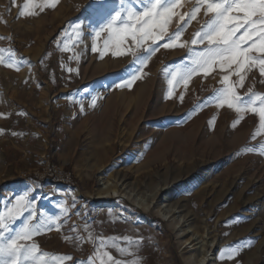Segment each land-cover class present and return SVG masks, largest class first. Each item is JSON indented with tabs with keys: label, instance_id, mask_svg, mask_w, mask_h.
<instances>
[{
	"label": "rangeland",
	"instance_id": "rangeland-1",
	"mask_svg": "<svg viewBox=\"0 0 264 264\" xmlns=\"http://www.w3.org/2000/svg\"><path fill=\"white\" fill-rule=\"evenodd\" d=\"M25 2L0 0V50L20 69L0 65V213L17 197L32 199L38 213L32 222L43 229L28 243L48 254L47 264L64 256L72 259L63 264H111L105 253L120 264H190L212 245L208 264H248L250 259L264 264V135L252 138L258 117L245 113L236 124L234 111L211 102L228 74L218 66L207 77L193 76L187 87L179 75L172 78L188 65L189 48L207 46H193L191 40L210 17L202 11L180 37L185 47H160L141 68L132 54L114 56L115 48L103 58L92 51L94 45L103 50L105 36L95 33L119 10V0H59L55 8L20 16ZM195 3L188 0L182 12ZM129 6L140 10L138 4ZM177 28L173 19L165 38ZM150 45L134 47L135 55H147ZM138 69L141 78L131 88L118 87ZM249 89L264 94L257 68L238 91L246 97ZM159 98L171 102L165 110L172 115L170 130L180 133L147 145L158 120L149 112L143 116L141 109L152 108ZM16 107L31 127L24 122L23 130L35 134L28 143L8 135L10 123L3 125ZM136 108L140 115L126 125L121 113L130 115ZM132 133L135 141L142 140L138 146L125 143ZM10 153L22 155L21 162L8 166ZM48 161L71 173L78 188L50 180L35 185L32 179ZM123 163L134 171L141 168L131 172L128 186L113 179ZM109 178L107 185H117L118 195L98 198ZM162 210L171 218L164 219ZM22 220L13 227L18 230ZM229 246L238 250L233 259L224 256Z\"/></svg>",
	"mask_w": 264,
	"mask_h": 264
},
{
	"label": "snow or ice",
	"instance_id": "snow-or-ice-1",
	"mask_svg": "<svg viewBox=\"0 0 264 264\" xmlns=\"http://www.w3.org/2000/svg\"><path fill=\"white\" fill-rule=\"evenodd\" d=\"M58 2L59 0H26L20 16H33L37 8L41 11L44 8H55ZM183 2L184 0H119V10L95 33L98 38L102 34L105 36L103 50L94 45L92 51H99L103 58L110 47L115 48L112 53L114 56L132 54L135 63H139L141 68L146 67L151 56L159 51L160 47H185L186 42H179L180 37L203 11V14L210 18L202 25L200 31L194 34L191 45H203L206 42L207 46L202 49L189 48L191 59L188 65L183 71L177 70L173 73L172 78L176 79L179 75L180 81L187 87L193 76L202 74L207 77L217 66L221 71L228 72L221 78L224 87L216 91L211 102L217 108L226 106L234 111L238 116L236 124L245 113L257 116L259 129L252 138L255 139L258 134L264 135V94H256L249 89L245 97L238 91V88L244 87L247 73L253 68H257L259 76L264 78V0H196L190 11L181 12ZM130 4L140 5V10L129 6ZM173 19L178 21V28L165 38ZM241 29L243 32L237 36ZM148 41H151V45L144 49L148 54L136 56L134 47L138 48ZM161 41L164 42L161 44ZM65 50H68L67 47ZM2 53L3 50H0V65L19 71V66L10 59L6 60ZM253 53L258 55H252ZM139 72L140 69L118 87L131 88L135 80L141 78ZM232 75L238 77V80L232 81ZM183 99L181 96L180 100ZM261 147L264 148V145ZM261 154L264 155V152ZM37 215L33 210L32 199L27 194L17 197L11 208H6L0 213V264H47L44 257L48 254L40 253L37 244L28 243L34 236L42 233L43 226L39 221L32 222ZM21 218L23 220L17 230L13 225ZM56 230L59 231L58 228ZM120 251L123 252L124 249ZM223 251L227 259H233L238 254V250L232 246ZM104 255L111 264H120V261L114 260L111 255ZM54 259L56 264H63L72 257ZM101 264L105 262L101 261Z\"/></svg>",
	"mask_w": 264,
	"mask_h": 264
},
{
	"label": "bare ground",
	"instance_id": "bare-ground-1",
	"mask_svg": "<svg viewBox=\"0 0 264 264\" xmlns=\"http://www.w3.org/2000/svg\"><path fill=\"white\" fill-rule=\"evenodd\" d=\"M187 7H188V0H184V2H183V7L180 9V11L182 12L183 10H187ZM94 58V57H93ZM93 61V60H92ZM124 67V66H123ZM89 68V67H88ZM115 85H116V82L114 83ZM160 89V88H159ZM164 89V88H163ZM151 92V91H150ZM157 93V92H156ZM122 94H123V92H122ZM160 94V92H158V96H160L159 95ZM137 96V95H136ZM140 96V95H139ZM123 97V96H122ZM155 97V96H154ZM166 97V96H165ZM166 99V98H165ZM165 99H161V98H159V101L157 102V100H156V104L154 105V106H152V108L151 107H148V109L147 108H145L144 109V107H143V109H141V111H142V113H143V116H144V114L146 113V112H149V114L151 113L152 114V120L155 118V119H157L158 121H157V123L155 124V129H153V128H151V132H149L150 134H151V138H149V139H147V140H145L147 143V145L148 144H152V142H154L153 140H155V141H160V142H162V141H164L165 139H167V138H170L171 136L173 137V135H175V134H178V133H180V132H178V131H174V130H170V127H171V124H170V121H168L169 120V117H171L169 114L167 115V113H166V108L168 107L167 106V104L168 103H170L171 104V102H169V101H166ZM122 100V99H121ZM135 100V99H134ZM136 102V101H135ZM168 102V103H167ZM111 103V100H110V102H108L107 103V105H106V107L109 105ZM146 103V102H145ZM121 105V104H120ZM123 105H124V103H123ZM149 105V104H148ZM110 106H111V104L109 105V108L107 109L106 108V112H109V111H111V108H110ZM117 106H118V103H117ZM173 107V106H172ZM178 108V107H177ZM95 110V109H94ZM98 111V110H97ZM174 111V110H173ZM140 111L136 108V109H134L132 112H131V114L130 115H126V113L124 112V113H121V116H122V118L125 120V124L126 125H134L133 124V122L136 120V118H138V116L140 115V113H139ZM101 113V112H100ZM182 113V112H181ZM102 114V113H101ZM107 114V113H106ZM178 114V112L176 113V115ZM174 115V114H173ZM128 116V117H127ZM177 117V116H176ZM173 118V117H172ZM160 119V120H159ZM138 121V120H137ZM123 122V121H122ZM144 122V121H143ZM117 123V122H116ZM118 124V123H117ZM116 125V124H115ZM118 125H120V124H118ZM118 125H116V126H118ZM122 125V124H121ZM125 125V126H126ZM129 125V126H130ZM110 126V125H109ZM154 127V126H153ZM118 128V127H117ZM125 128V127H124ZM110 129H112V127L110 128ZM115 129V128H114ZM153 129V130H152ZM116 130V129H115ZM120 130V129H119ZM125 130V129H124ZM128 129H126L125 130V133H126V131H127ZM136 130H138V129H136ZM150 130V129H149ZM132 131V130H131ZM115 133V132H114ZM112 134V133H111ZM120 134H121V132H120ZM141 134V133H140ZM113 135V134H112ZM115 137L116 138H119V131H116V133H115ZM123 135V134H122ZM121 136V135H120ZM133 136V133H132V135H131V137ZM131 137H129L128 138V140H127V142H126V140H125V143L126 144H130V143H133V145H132V147L133 146H138L141 142H142V140H138V141H135L134 139H137L135 136H133L134 138H133V141H131L132 140V138ZM142 137V136H141ZM112 138V137H111ZM110 138V139H111ZM139 139V138H138ZM111 141V140H110ZM123 141V140H122ZM113 143H115V142H113ZM112 146V150L113 151H116V147H113V146H115V145H111ZM159 146L160 145H158V147H157V149L159 148ZM155 149V148H154ZM208 150V149H207ZM154 151H156V150H154ZM150 153V152H149ZM196 153V152H195ZM192 154V153H191ZM190 154V155H191ZM152 158V157H151ZM253 158V157H252ZM115 162V161H114ZM121 166V169L117 172V173H115V175L113 176V179L116 181V183H121V186H128L129 185V180H130V177H129V175L131 174V172H133L134 171V169L133 168H131V167H128V166H126L124 163L123 164H121L120 165ZM140 168V167H139ZM141 169V168H140ZM140 169H138V170H135L134 171V173H138L139 171H140ZM113 179H111V178H109L108 180H107V182H105L104 184H103V188L100 190H98V193H97V195H98V198H101V199H107L108 197H110V196H112L113 194H115V195H118V186L117 185H115L114 187H113V185H107L108 183H110ZM120 185V184H119ZM168 186V185H167ZM122 189V188H121ZM122 194V193H121ZM126 195V194H125ZM124 195V196H125ZM138 205L140 206V204L138 203ZM145 207V206H144ZM147 208V207H146ZM160 213H162V216H164V219H167L168 220V218L170 219L171 218V214H170V212H167V211H164L163 212V210L160 212ZM213 245L212 246H210V247H208L202 254H199V255H196L195 254V256H194V258H191L190 259V264H208V262H210V257H211V252L213 251ZM212 261V260H211ZM253 263V260L252 259H250V260H248V264H252Z\"/></svg>",
	"mask_w": 264,
	"mask_h": 264
},
{
	"label": "crops",
	"instance_id": "crops-1",
	"mask_svg": "<svg viewBox=\"0 0 264 264\" xmlns=\"http://www.w3.org/2000/svg\"><path fill=\"white\" fill-rule=\"evenodd\" d=\"M23 109H21V107H16V109L11 112V114L7 117H5V121L3 122V125L4 124H8L10 123L9 125H7V129L9 130V136L10 137H13V138H17V139H24L25 140V143H28L30 138L33 140L34 138L31 137L32 135L35 136L34 133H31V129L30 132H27L25 130H23V128L21 127V124H23L25 121V116H24V113H23ZM25 128H31L29 124H25L24 126ZM24 128V129H25ZM24 131V133H21V131ZM13 147L15 148L16 145L13 144ZM17 150H20L17 148ZM10 150L8 149L7 152H9ZM13 152H17V151H13ZM19 152V151H18ZM15 153H10L9 155V159H7V163H8V166H12L13 164H16L18 162H21L23 156L20 155V157L17 156V154Z\"/></svg>",
	"mask_w": 264,
	"mask_h": 264
},
{
	"label": "built area",
	"instance_id": "built-area-1",
	"mask_svg": "<svg viewBox=\"0 0 264 264\" xmlns=\"http://www.w3.org/2000/svg\"><path fill=\"white\" fill-rule=\"evenodd\" d=\"M35 180H50L55 186L77 189L78 185L73 175L61 166L48 161L42 172L35 174Z\"/></svg>",
	"mask_w": 264,
	"mask_h": 264
},
{
	"label": "trees",
	"instance_id": "trees-1",
	"mask_svg": "<svg viewBox=\"0 0 264 264\" xmlns=\"http://www.w3.org/2000/svg\"><path fill=\"white\" fill-rule=\"evenodd\" d=\"M23 132V130L21 131V133ZM32 182L35 184V185H40V183L37 181V180H35L34 178L32 179Z\"/></svg>",
	"mask_w": 264,
	"mask_h": 264
}]
</instances>
